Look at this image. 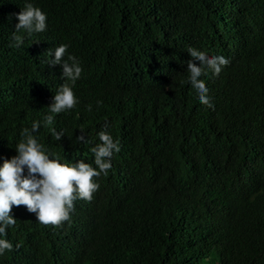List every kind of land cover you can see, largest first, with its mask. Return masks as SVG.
<instances>
[{"label": "trees", "instance_id": "1", "mask_svg": "<svg viewBox=\"0 0 264 264\" xmlns=\"http://www.w3.org/2000/svg\"><path fill=\"white\" fill-rule=\"evenodd\" d=\"M28 2L47 30L10 46ZM60 44L80 103L45 126L65 81L44 53ZM189 47L230 61L199 77L213 108L188 82ZM33 122L61 164L95 168L101 130L120 151L69 221L13 205L0 264H264V0H0V165Z\"/></svg>", "mask_w": 264, "mask_h": 264}, {"label": "clouds", "instance_id": "2", "mask_svg": "<svg viewBox=\"0 0 264 264\" xmlns=\"http://www.w3.org/2000/svg\"><path fill=\"white\" fill-rule=\"evenodd\" d=\"M15 19L18 23L11 36L14 44L10 46L17 48L22 46L24 36L18 33L23 32L31 37L33 34L47 30L46 13L30 2L25 3L15 15ZM68 47L67 44H60L44 53L50 58L47 61L48 65L61 67V79L65 81L59 85L47 107L51 114L44 117L45 126L54 123L55 114L71 110L80 103L74 96L72 87L80 78L82 67L74 55L67 54ZM187 53L192 57V60L187 62L188 82L196 90L200 103L213 108L211 98L207 94L208 88L199 77L205 74L206 69L218 76L230 61L223 56L208 57L204 52L192 47L188 48ZM193 60L199 61V66H196ZM101 103L97 101V105ZM87 109L91 111V105H88ZM39 128V122H33L30 130L24 128L21 140L15 146L16 155L4 159L0 165V236L2 237H6L7 229L15 226L17 222L10 215L13 205L25 206L30 213L36 214L37 222L41 224L60 225L62 221H69L70 213L75 211L74 201L77 199L91 201L93 193L100 187L93 178H98L101 174L107 176L112 167L113 153L120 151L119 141H114L110 133L101 130L97 133L100 142L89 149L95 158V168L92 164L83 161L61 164L59 157H53L44 145L38 142L34 133L38 132ZM50 131L57 141L63 137V133L56 132L54 128ZM76 139L79 142H86L83 135ZM5 250L12 251L13 245L6 238H0V256L4 255Z\"/></svg>", "mask_w": 264, "mask_h": 264}]
</instances>
